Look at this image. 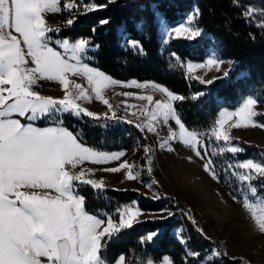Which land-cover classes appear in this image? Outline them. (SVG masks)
<instances>
[{
    "label": "snow or ice",
    "instance_id": "6c2138e0",
    "mask_svg": "<svg viewBox=\"0 0 264 264\" xmlns=\"http://www.w3.org/2000/svg\"><path fill=\"white\" fill-rule=\"evenodd\" d=\"M113 2L115 0H109V3ZM105 6L84 4L83 0H0V264H108L103 256L107 241L118 236L123 229L131 228L134 222H138L137 218L143 215V211L133 201L116 210L118 222L111 216L106 220L99 218L86 210L85 196L79 191L81 185H90L97 191L104 190L102 180L88 178L94 174V170L85 169L81 165L86 161L92 164L120 161L125 155L123 151L107 153L87 146L79 138V134H74L63 126L62 120H54L53 125L48 127H36L31 121L61 113L87 116L97 121L101 118L119 120L113 105L105 98V93L115 86H134L151 88L164 95L165 99L162 100H155L153 95L137 97L147 101V104L140 110V116L146 119L143 124L136 123V127L141 132L145 129L156 132L161 122L167 125L170 120L174 121L178 130L169 128L167 138L160 145L162 148L167 147L168 151L174 150L169 141L178 140L191 148L196 156L204 159L209 153L203 138L208 136L219 145L213 155L231 153L237 156L245 149L232 142L225 127L229 121L235 118L231 128H264V124L255 119L264 115L255 110L257 104L264 102V99L249 95L235 110L222 109L208 133L190 130L174 107V102L182 101L185 97L174 94L155 82L131 81L125 84L98 68L89 66L83 59L91 46L88 38L53 41L48 35L59 33L60 28L51 27L46 21L47 15L61 11L73 13V10L79 13L81 8L84 12H89ZM253 14L254 9L251 7L244 12L246 17ZM199 15L200 10L195 9L178 25L170 28L165 26V39L162 43L166 45L172 38L195 39L201 36L202 30L194 26ZM73 23L74 19H68L66 26ZM101 23L106 24L108 21ZM260 26L264 27V23ZM13 32L18 33L20 38ZM126 43L144 54L139 41L128 40ZM172 55L176 57L175 53ZM176 59L179 61V57ZM225 63L231 66L234 62L225 61L214 54L205 63H187L186 69L188 73L204 68H214L219 72L222 70L221 65ZM229 70H223V76H228ZM72 77L84 79L87 86L77 83ZM196 78L205 84H212L215 79H220L213 77L205 81L200 77ZM40 81L59 83L64 92L63 98L57 99L35 91L34 88ZM202 95L204 93H198L193 98L197 99ZM93 99L106 105L112 116L90 111L80 103H91ZM14 115L29 123L14 119ZM132 115L137 114L133 112ZM127 122L133 123L131 120ZM201 150H205L203 156ZM144 152L147 171L151 174V149L144 146ZM78 167L80 170L76 171ZM135 167L134 164L123 161L118 167L102 170L115 173L126 169L125 178L136 180L139 174L134 171ZM227 167L233 169L232 175L244 186L243 206L258 229L264 233V196L258 195V189L253 184V181L264 180V152L258 158L235 160ZM204 168L213 179H218L211 159L206 161ZM156 183L153 180L146 186L151 189ZM152 198L159 199L160 195L154 192ZM163 211L167 209H162L161 212ZM172 214L169 212V215ZM189 219L192 218L189 216ZM198 231L203 234L202 229ZM156 235L157 232H152L142 237L141 242L152 241ZM181 243L186 242L181 239ZM213 255H226V252L214 250ZM241 261L242 264H247L243 258ZM115 264H127V257L120 255ZM143 264H154V261L147 258ZM162 264H173V261L164 257Z\"/></svg>",
    "mask_w": 264,
    "mask_h": 264
},
{
    "label": "trees",
    "instance_id": "16d2710c",
    "mask_svg": "<svg viewBox=\"0 0 264 264\" xmlns=\"http://www.w3.org/2000/svg\"><path fill=\"white\" fill-rule=\"evenodd\" d=\"M83 3L106 6L89 12H84L83 8L79 13L75 10L73 13L61 11V24L57 26L60 32L48 35L53 41L88 38L91 46L84 54L85 63L116 79L155 81L185 97L174 102V107L187 128L208 133L222 108H234L244 97L252 94L264 99V31L259 33L254 29L245 38H237L230 18L223 11L225 5L228 9L255 5L264 10V0H115L113 3L109 0H83ZM193 8L200 10L195 22L205 32L195 39L172 38L168 44H163L156 9L170 24H175ZM68 19H74L71 26H66ZM104 20L108 23L102 24ZM128 40L139 41L144 54L130 48L126 43ZM213 43H216L222 57L232 58L235 62L228 76H220L212 84H205L187 72L186 62L203 60ZM172 53L179 57V61ZM198 93L204 95L194 99ZM255 119L264 124V115ZM54 120H62L64 127L79 134L84 144L97 150H133L148 142L144 131L126 119L101 118L97 121L87 116L61 113L47 119L39 118L33 123L46 127L53 125ZM231 138L245 151L237 156L231 153L213 155L219 145L205 136L203 139L209 155L204 159L213 161L220 184L234 198L242 201L245 188L232 175L233 169L227 166L235 160L258 158L264 152V146L238 136ZM204 151L201 150L202 156ZM143 165L145 170V162ZM253 184L258 195L264 196V180L253 181ZM156 189L159 199H153L152 194L133 187L104 186L103 191H97L90 185L80 186V194L86 199V210L103 217L110 215L118 220L116 210L133 201L142 211L167 209L163 215H149L137 220L131 228L123 229L118 236L108 240L103 252L108 264L114 263L122 254L127 257V264H143L147 258L158 261L164 255L169 256L173 264H242L241 258L249 264L243 256L232 257L225 251L221 240L209 236L193 217L186 201L177 200L161 186ZM169 212L173 214L169 215ZM198 229H202L203 234ZM152 232H157L153 240L142 243L141 238ZM181 239L186 243L182 244ZM214 250L226 252V255L214 256Z\"/></svg>",
    "mask_w": 264,
    "mask_h": 264
},
{
    "label": "rangeland",
    "instance_id": "374dc122",
    "mask_svg": "<svg viewBox=\"0 0 264 264\" xmlns=\"http://www.w3.org/2000/svg\"><path fill=\"white\" fill-rule=\"evenodd\" d=\"M249 7L254 9V14L250 17H246L244 12ZM194 10L195 8H193L188 15L193 13ZM223 11L230 18L233 33L237 38H245L248 34L253 33L254 29H257L259 33L264 31V27L260 26L264 23V10L258 6L249 5L245 8L233 7L228 9V5H225L223 7ZM155 13L162 41L165 39L163 35L165 26L169 28L176 26L188 17L187 15L181 21L175 24H170L159 10L156 9ZM46 21L49 25H52L51 27L55 28V26L61 24L60 13L47 15ZM194 26L201 29L202 34L205 32V29L199 27L196 22L194 23ZM70 41H75V39ZM57 50L62 51V49L59 48H57ZM214 54L225 61L230 60L235 62L232 58L222 57L216 43H213L209 48L207 56L203 60H189L186 62V65L187 63H205L207 59ZM233 64L231 66L227 63L221 65L222 70L219 72L215 71L214 68L212 70L204 68L197 69L190 74L195 77H200L206 81L213 79V77L223 76V70L231 69ZM112 78L125 84L131 81L139 83L155 82L152 80H120L114 77ZM72 79H74L77 83L87 86L86 81L82 78L72 77ZM157 84L162 85L160 83ZM34 90L40 92L42 95L52 96L57 99L63 98L64 96V92L61 90V85L57 82L40 81L38 85L35 86ZM122 93H132L133 95L125 96L122 95ZM140 95H153L155 100L165 99L163 94L158 91H154L151 88H136L134 86H115L114 88H110L106 91L105 98L113 105L116 116L120 117L119 120L126 119L131 120L134 123L143 124L146 118L140 116V110L142 106L147 104V101L138 99L137 97ZM251 96L258 97L257 94H252ZM80 103L83 107L90 111L100 114L108 113V117L112 116V112H110L108 107L101 101L93 99L91 103L87 101H81ZM240 103L234 108L222 109L235 110L239 107ZM133 105L135 107H130ZM255 110L257 112H264V103H258ZM133 112L137 115H132ZM137 117H139V119H137ZM234 122L235 118L232 121H229V124L225 126L231 137H242L246 140L254 141L259 145L264 146V128H231L230 125ZM259 123L262 124L261 122ZM169 128L178 130V126L171 120L167 125L161 122L157 126L156 132H148L147 129H145L144 133L148 138V142L145 145L139 146L133 150H98L107 153L123 151L125 155L121 157L120 161H113L108 164H92L86 161L80 167L93 169L94 174L90 175L88 178L95 179L97 181L102 180L104 182V186L117 188L133 187L142 189L146 193L152 195L154 192L157 193V186H161L167 194L174 196L177 200L186 201L189 204L193 217L200 222L201 227L209 236L217 237L221 240L225 247V251L228 254L232 257L243 256L248 260L249 264H264V233L258 229L254 220L251 218L250 213L243 206L242 201L237 200L229 194V192L220 184L218 179H213L212 175L208 171H205L204 164L206 163V160L196 156L195 152L191 148L186 147L178 140L169 141L170 147L174 149L173 151H168L167 147H160L163 140L168 136ZM144 146H148L151 149V152L149 153L151 156V174L147 171V158L145 157ZM123 161H128L136 166L134 171L139 174L138 179L127 180L125 178L126 169H122L121 171L115 173L105 172L102 170L104 168L118 167V165ZM143 162H145V170H143ZM79 170L80 168L78 167L76 171ZM153 180L157 183L153 184L150 189L146 185L151 184ZM129 204L131 203L125 205ZM89 213L93 214L91 212ZM164 213L165 211L161 212V210L143 211V215L139 216L137 220L149 215H163ZM97 216L106 220L110 215L104 217L100 215ZM118 220L114 219L116 222H118ZM104 226H106V224ZM164 257L169 256L164 255L160 260L154 261V264H162ZM111 264H115V262Z\"/></svg>",
    "mask_w": 264,
    "mask_h": 264
},
{
    "label": "crops",
    "instance_id": "0c3cea01",
    "mask_svg": "<svg viewBox=\"0 0 264 264\" xmlns=\"http://www.w3.org/2000/svg\"><path fill=\"white\" fill-rule=\"evenodd\" d=\"M46 19H47V16H46ZM50 26H52V25H50ZM58 26H59V25H58ZM55 27H57V26H55ZM13 34H14V35H17V37L20 38L18 33L13 32ZM13 118H14V119H17V118H18V119H21V122H22V123H29V121H27L26 119L21 118V117H18V116H15V115L13 116ZM31 123H33V121H31ZM33 124H34V123H33ZM34 126L39 127V126H37V125H35V124H34Z\"/></svg>",
    "mask_w": 264,
    "mask_h": 264
}]
</instances>
